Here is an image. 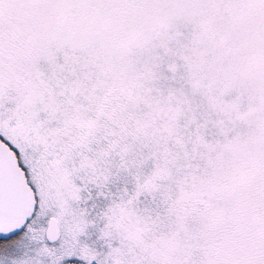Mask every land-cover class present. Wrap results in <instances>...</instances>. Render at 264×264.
Segmentation results:
<instances>
[{"label": "snow or ice", "instance_id": "6c2138e0", "mask_svg": "<svg viewBox=\"0 0 264 264\" xmlns=\"http://www.w3.org/2000/svg\"><path fill=\"white\" fill-rule=\"evenodd\" d=\"M0 264H264V0H0Z\"/></svg>", "mask_w": 264, "mask_h": 264}]
</instances>
